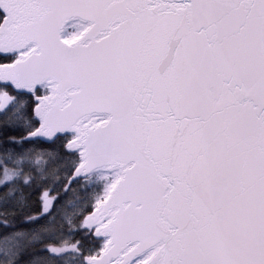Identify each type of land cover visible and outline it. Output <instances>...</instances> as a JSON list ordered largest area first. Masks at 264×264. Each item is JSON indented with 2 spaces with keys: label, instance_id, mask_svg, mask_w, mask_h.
Instances as JSON below:
<instances>
[{
  "label": "snow or ice",
  "instance_id": "obj_1",
  "mask_svg": "<svg viewBox=\"0 0 264 264\" xmlns=\"http://www.w3.org/2000/svg\"><path fill=\"white\" fill-rule=\"evenodd\" d=\"M0 264H264V0H0Z\"/></svg>",
  "mask_w": 264,
  "mask_h": 264
}]
</instances>
